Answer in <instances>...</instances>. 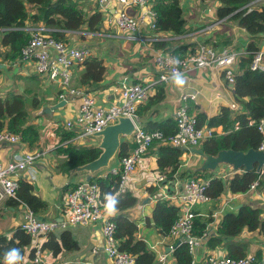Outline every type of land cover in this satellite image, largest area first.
I'll use <instances>...</instances> for the list:
<instances>
[{
    "label": "crops",
    "instance_id": "1",
    "mask_svg": "<svg viewBox=\"0 0 264 264\" xmlns=\"http://www.w3.org/2000/svg\"><path fill=\"white\" fill-rule=\"evenodd\" d=\"M75 1L83 7L87 16L98 10L95 0ZM179 2L186 29L180 35L151 30L148 23H144L134 34L135 39H128L113 26L112 15L109 16L101 12L102 21L98 31L91 32L86 26L77 31H67L64 37L65 43L75 47H90L91 56L102 59L105 65L103 80L98 83L79 85L82 65L76 64L72 67L73 86L93 95L98 105L107 107L118 103L119 92L123 84L138 82L147 85L150 95L155 92L156 85H163L164 97L162 100L150 106H147L148 100L137 105L139 123L146 130L156 129L158 123L173 119L177 107L183 102H186L188 108L192 110V114L199 111L206 114L207 117L216 115L221 106H227L230 109L233 104L236 105V109H230L233 112L232 116L245 112L235 99L233 85L224 83L213 70L191 69L182 75L184 83L181 86H177L173 80L166 83L158 80L159 71L153 64V56L156 51L161 50L155 47V42H165L166 46L163 50H168L181 45L200 44L204 39L219 34L218 38L221 40V44L215 51L219 53L232 51L241 54L245 52L249 40L244 28L238 26L236 22L216 19V9L220 5L218 0H179ZM260 5H264V0H254L250 7ZM114 8L115 4L112 1L108 6L109 14L113 13L111 10ZM28 9L32 14L33 6H28ZM124 10L130 15L136 16L138 13L135 6L125 7ZM26 23V28L53 30L50 27L31 26L29 22ZM2 31L3 29H0V38ZM153 37H158L160 40L153 41ZM223 41L230 42L224 44ZM257 45L259 50H264V34L258 37ZM6 50L0 44V96L6 97L11 93L22 95L26 111L22 127H32L36 131V136L26 133L19 144L3 143L0 147V161L6 162L18 158L24 152H38L39 156L33 167L18 173L17 177L31 183L34 186V193L48 205L44 211L35 216L40 215L47 220L61 221L67 215L66 195L68 189L85 179L86 175L70 174V169L68 172L59 169V164L66 159V155L59 151V145L92 147L97 145L99 140L97 137L79 138L74 135L67 139L69 141L60 142L61 131L74 133L77 131L76 126L68 130L65 123L74 117L78 102H64L62 106L54 107L56 103L61 102L58 97L61 90L59 84L49 81L44 75H39L33 63L23 61L20 57L14 61L6 60L4 58ZM215 130L219 134L223 133L222 127H217ZM123 140L126 139L123 138ZM159 144L158 142L154 143L144 156L143 163L128 177L125 191L131 192L135 196L136 204L124 211L117 210L115 215L110 216L106 213L104 203H102V211L104 217L109 219L118 214H125L135 220L138 225L137 236L142 238L157 254V260L160 253H167L166 264H173L171 250L166 249L176 244L175 238L160 236L154 226L145 222L146 217L151 216L157 198L169 199L174 196L175 192L181 189L186 178L197 177L200 175L199 172L207 171L224 180V171H231L233 167L219 162L214 168H208L206 154H197L191 150L193 148L201 149L198 145L189 149L184 148L171 182L158 183L156 180L160 175L157 170ZM119 160L116 157L108 168L97 172L94 176L108 172L110 167L116 165ZM149 186L153 188L152 191L147 190ZM65 187H69L67 191ZM8 199L1 196L0 193V235L6 236H10L13 230L26 219L28 211L24 204L10 205ZM242 204L260 208L261 218H264V185L260 184L256 190L238 195H232L226 189L220 197L195 204L192 206V210L195 217H210L212 219L207 228L213 234L224 212L235 210ZM101 225L102 222L98 221L55 230V232L62 229L70 230L78 243V248L57 255H53L48 250H42L44 258L52 264H114L102 251L104 237ZM45 239V235H38L32 239L34 245L33 247L27 246L29 252L25 253L22 264H29L31 250L37 245L41 246ZM230 241L240 244L245 256L254 255L259 260L264 259L263 233L243 229L238 236L233 237ZM30 247L32 248L30 249ZM93 247H98L97 253L92 252ZM227 254L226 243L211 249L203 241L196 246L193 257L196 260H202L209 255L223 256Z\"/></svg>",
    "mask_w": 264,
    "mask_h": 264
},
{
    "label": "trees",
    "instance_id": "2",
    "mask_svg": "<svg viewBox=\"0 0 264 264\" xmlns=\"http://www.w3.org/2000/svg\"><path fill=\"white\" fill-rule=\"evenodd\" d=\"M220 5L216 9V19L229 20L244 28L249 37L244 53L238 56L234 69L233 92L235 99L241 104L245 112H233L227 106H221L216 115L207 117L206 114L197 111V125H207L214 129L213 136L202 141L200 148L204 154L217 156L220 151L235 150L246 152L249 149H257L264 143L263 134L257 129L261 119H264V71L251 70L249 63L253 55L259 50L257 41L261 34H264V5L250 7L254 0H218ZM153 9L157 13V31L171 32L175 35L183 34L185 20L182 17V10L179 0H153ZM28 6H33L31 14ZM102 15L99 10L89 16L84 12L83 7L75 0H0V29H3L0 44L7 50L4 58L14 61L20 57L22 47L27 43L30 35L26 30V22L31 26H43L53 28L52 31L44 33L57 40L64 42L67 31H77L83 26L91 32L99 30ZM210 36L200 44L210 46L214 50L221 44L218 38ZM222 43L227 44V41ZM200 44H188L172 47L163 50L165 42H155L157 49L163 52L185 55L195 53ZM82 65V72L79 76V85L98 83L105 75V65L102 59L96 56L88 57ZM164 97V87L161 84L155 86V92L148 97V105L155 104ZM247 98V100H245ZM189 112L192 110L189 108ZM26 118L23 97L17 93H11L6 97L0 96V131L8 129L17 133L22 139L28 135L36 136V131L32 127H22ZM238 123L237 128H235ZM217 127H222L223 133L216 132ZM165 135L175 132L176 123L174 118L164 120L155 127ZM155 129H150L152 131ZM74 132H60V142L72 138ZM31 143V142H30ZM134 144L123 140L117 153V159L128 155L134 148ZM59 151L66 155V159L59 164L61 171L68 172L69 169L83 165L96 159L101 150L98 148L76 147L73 145H59ZM159 157L157 159V170L165 176L163 183L171 182L179 165L180 156L184 149L160 143L158 147ZM256 167L245 171L240 167L234 173L226 177L214 176L207 171L198 175L203 179H209L207 194L210 198L220 197L227 189L230 194L238 195L248 191L249 184L257 177ZM94 181L99 188V201L105 203V195L111 193L118 199L116 208L124 211L136 204V198L131 192L118 191V176L108 175L107 177L94 176ZM264 185V179L260 180L259 186ZM76 185L65 187L68 192ZM149 186L147 190L152 191ZM34 186L24 179H19L17 189V199H8L10 205L24 204L33 214L38 215L44 211L47 203L34 193ZM261 209L250 204H242L235 210H227L222 215L214 233L208 231V224L211 218L196 216L192 221V234L203 237L205 234V245L214 249L222 244L227 247L230 257H243L245 252L240 244L230 241L238 236L243 229L257 231L264 234V218H261ZM180 215V209L169 199L157 198L151 216L146 217L145 222L154 226L160 236L168 237L172 224ZM116 224L115 239L118 241L120 250L132 254L135 264H158L157 254L149 245L137 236L138 225L135 220L130 219L125 214H118L111 219ZM208 232V233H207ZM211 232V233H210ZM45 241L42 243V250H48L53 255L61 252L73 251L78 248V243L68 229L45 234ZM33 238L24 230L17 226L10 236L0 235V264H4V253L10 248H18L24 257L25 248L32 243ZM227 240V241H225ZM225 242V243H223ZM34 248L31 250V256ZM174 259L173 264H191L192 254L189 253L187 244L182 243L171 250ZM257 258V257H256Z\"/></svg>",
    "mask_w": 264,
    "mask_h": 264
},
{
    "label": "built area",
    "instance_id": "3",
    "mask_svg": "<svg viewBox=\"0 0 264 264\" xmlns=\"http://www.w3.org/2000/svg\"><path fill=\"white\" fill-rule=\"evenodd\" d=\"M115 4V8L109 14V3ZM98 10L102 14L112 15L113 26L127 36L128 39H135V33L139 27L148 23L151 30L156 31L157 13L153 9V0H95ZM135 6L138 9L137 15H130L124 9L125 7ZM29 32V39L22 47L20 58L23 61L33 63L36 72L44 75L49 81L59 84L61 90L58 97L64 102H78L77 111L72 119L65 123L69 130L76 126L77 137H89L93 132H98L106 125L116 122L120 115L129 117L135 124V131L132 134V143L135 145L133 150L123 156L119 162L110 167L108 172L100 173L98 176L107 177L118 176V191H125L129 175L134 172L144 160V156L155 142L168 144L173 147L193 148L213 136L214 129L207 125H197L195 114L189 112L186 102L181 103L175 112L174 120L176 130L174 133L165 135L161 130L155 129L148 131L139 123L137 114V105L146 101L150 96V89L147 85L133 82L123 84L118 103H113L107 107L98 105L93 95L77 88L72 84V67L83 63L91 56L90 47H75L57 40L44 33L43 29L26 28ZM153 41H159L158 37H153ZM240 53L226 52L219 53L210 46L200 44L195 53L177 55L156 51L153 56V64L158 69V80L168 82L173 80L175 73L185 74L191 69L213 70L221 80L232 85L234 82L235 63ZM249 68L251 70L264 71V50H258L252 57ZM230 109H236V105H231ZM236 123L235 128H237ZM257 129L264 136V119H261ZM20 135L9 130L0 131V147L3 143L19 144ZM69 141V140H67ZM257 150L264 151L262 143ZM38 152H24L12 160L6 162L0 161V189L1 196L4 198L17 199V189L19 187V178L17 174L33 167L38 158ZM238 169H232L231 175ZM257 177L249 186L248 191H254L259 186L260 180L264 176V163L255 170ZM165 180V176L160 174L156 182ZM173 179H171L172 181ZM209 179L191 176L186 178L180 190L176 191L169 200L179 207L180 215L172 224L169 230V236L174 237L178 244L170 246L173 250L182 243L187 244L189 253L192 254L191 264H264V259H257L254 255L243 257L206 256L202 260H196L193 255L196 246L205 241L203 237L194 236L191 232L192 221L195 213L192 206L198 203L209 201L211 198L207 194ZM67 215L61 221L39 220L35 214L28 209L26 219L20 224V228L29 234L32 238L38 235H45L54 232L59 228H67L74 225H85L94 222H102V235L104 244L102 251L110 258L114 264H135V258L132 254L122 251L118 247V241L115 239L116 224L111 219L104 217L102 204L99 201V188L94 181L83 179L67 193ZM208 233V232H207ZM98 247H93L92 252L97 253ZM167 253L158 255V264H166ZM29 264H52L43 256L40 245L34 248Z\"/></svg>",
    "mask_w": 264,
    "mask_h": 264
},
{
    "label": "water",
    "instance_id": "4",
    "mask_svg": "<svg viewBox=\"0 0 264 264\" xmlns=\"http://www.w3.org/2000/svg\"><path fill=\"white\" fill-rule=\"evenodd\" d=\"M49 31L52 30L50 29ZM63 104L64 101H61L56 103L54 107L57 108ZM134 131L135 124L133 121L127 116L120 115L117 117L116 122L106 125L98 132H93L90 137H97L99 143L87 148L100 149L101 152L99 156L90 162L71 168L69 170L70 174H85V180H91L97 172L108 168L110 163L115 160L123 138L132 142V134ZM191 150L197 154H204L201 149L193 148ZM206 157V166L208 168H214L219 162H227L228 164L232 165L234 169L244 167V170L248 171L253 169V167L258 169L264 163V151L257 149H249L246 152L224 150L220 151L217 156L206 155ZM36 219L45 220V218L40 215L36 216ZM178 243L179 241H177L176 244ZM166 250L169 251V247H167Z\"/></svg>",
    "mask_w": 264,
    "mask_h": 264
},
{
    "label": "clouds",
    "instance_id": "5",
    "mask_svg": "<svg viewBox=\"0 0 264 264\" xmlns=\"http://www.w3.org/2000/svg\"><path fill=\"white\" fill-rule=\"evenodd\" d=\"M173 82L177 86H181L184 83V78L182 74L175 73L173 75ZM118 199L115 195L108 193L105 195L104 208L108 215H115L117 212L116 205L118 204ZM24 257L18 248H10L4 253V264H22Z\"/></svg>",
    "mask_w": 264,
    "mask_h": 264
},
{
    "label": "rangeland",
    "instance_id": "6",
    "mask_svg": "<svg viewBox=\"0 0 264 264\" xmlns=\"http://www.w3.org/2000/svg\"><path fill=\"white\" fill-rule=\"evenodd\" d=\"M179 4H180V2H179ZM180 7H181V6H180ZM254 40H255V42H256L258 39L255 38ZM229 42H230V41H227V44H228ZM221 163L228 164L227 162H221ZM228 165H230V164H228ZM229 174H230V171H229V170H228V171H224V173H223V175L225 176V178L228 177ZM262 179H264V176L262 177ZM30 245L33 247L34 242H32ZM32 247H30V249H31ZM28 252H29L28 247H26V248H25V253H28Z\"/></svg>",
    "mask_w": 264,
    "mask_h": 264
}]
</instances>
